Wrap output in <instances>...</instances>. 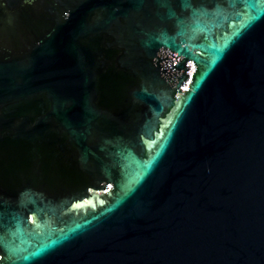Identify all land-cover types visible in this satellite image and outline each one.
Wrapping results in <instances>:
<instances>
[{
  "label": "water",
  "instance_id": "water-1",
  "mask_svg": "<svg viewBox=\"0 0 264 264\" xmlns=\"http://www.w3.org/2000/svg\"><path fill=\"white\" fill-rule=\"evenodd\" d=\"M0 264H264V0H0Z\"/></svg>",
  "mask_w": 264,
  "mask_h": 264
},
{
  "label": "bare ground",
  "instance_id": "bare-ground-1",
  "mask_svg": "<svg viewBox=\"0 0 264 264\" xmlns=\"http://www.w3.org/2000/svg\"><path fill=\"white\" fill-rule=\"evenodd\" d=\"M189 67L192 69V70H191V72H192V71H193V67H192V65H189ZM191 72H190V73H191Z\"/></svg>",
  "mask_w": 264,
  "mask_h": 264
}]
</instances>
